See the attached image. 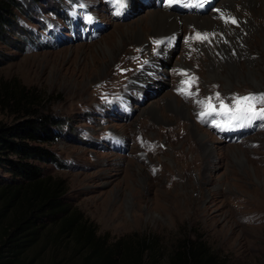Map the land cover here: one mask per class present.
I'll return each instance as SVG.
<instances>
[{
    "label": "rangeland",
    "instance_id": "obj_1",
    "mask_svg": "<svg viewBox=\"0 0 264 264\" xmlns=\"http://www.w3.org/2000/svg\"><path fill=\"white\" fill-rule=\"evenodd\" d=\"M17 1L20 31L0 41V85L15 81L36 98L19 112L0 102V124L24 108L66 120L50 147L62 166L39 165L65 183L66 204L110 245L155 242L146 264H170L186 242L226 264H263L264 19L253 16L256 31L239 27L242 0ZM171 13L209 23L151 18ZM234 26L254 57L233 53ZM64 248L49 239L43 251L61 258L72 253Z\"/></svg>",
    "mask_w": 264,
    "mask_h": 264
},
{
    "label": "trees",
    "instance_id": "obj_2",
    "mask_svg": "<svg viewBox=\"0 0 264 264\" xmlns=\"http://www.w3.org/2000/svg\"><path fill=\"white\" fill-rule=\"evenodd\" d=\"M21 9L17 0H0V41L8 42L7 34L19 30L16 12ZM25 32L30 33L22 29L18 34L22 37ZM0 95L6 97L1 103L14 102L15 112L21 100L36 98L35 92L15 81L0 85ZM23 113L13 125L0 124V168L9 175L0 179V264H146L155 242L143 237L108 244L79 211L66 204L65 183L44 175L39 165L62 166L50 147L61 138L66 120L30 108ZM51 232L54 235L48 237ZM46 239L68 242L72 248L64 249L72 253L45 257ZM169 263L226 264L202 242H186Z\"/></svg>",
    "mask_w": 264,
    "mask_h": 264
},
{
    "label": "bare ground",
    "instance_id": "obj_3",
    "mask_svg": "<svg viewBox=\"0 0 264 264\" xmlns=\"http://www.w3.org/2000/svg\"><path fill=\"white\" fill-rule=\"evenodd\" d=\"M242 4L238 7H240V12H238L235 8L236 6H234V3H231L229 1L226 2H222V6L221 8L223 9H229L231 11H234L235 13H237V15L240 18V21L238 22L239 27L244 28L247 31H256L257 27L259 26L258 24L254 23L252 21L253 16L257 13L258 15L261 16V18L264 19V0H242L241 2ZM222 9V10H223ZM233 13V12H232ZM230 14V13H229ZM151 18L153 20L156 21H168L170 24H172L173 26H177L179 24H191L194 26H198V25H203L204 24H208L209 21H207V18L201 17L200 16H179L176 14H155L152 15ZM202 26V27H203ZM237 26L233 27V30L231 31V40L230 42H234L236 43L237 47L234 49V52L236 55L241 56V57H254L248 48V42H245L242 37H243V31L240 30V28ZM168 33H164L162 34V37H166L168 36ZM227 37V36H226ZM223 39V38H222ZM226 39V38H224ZM218 41V40H217ZM219 46H224L227 45V41H221L219 43ZM254 82L256 83L257 81L255 79H253Z\"/></svg>",
    "mask_w": 264,
    "mask_h": 264
}]
</instances>
